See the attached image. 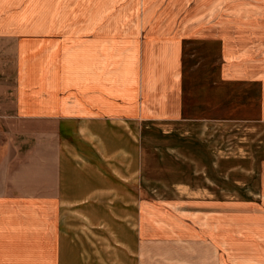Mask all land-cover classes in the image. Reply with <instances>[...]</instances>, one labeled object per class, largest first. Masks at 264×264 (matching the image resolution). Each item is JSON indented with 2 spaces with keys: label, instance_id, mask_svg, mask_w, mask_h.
Wrapping results in <instances>:
<instances>
[{
  "label": "crops",
  "instance_id": "obj_1",
  "mask_svg": "<svg viewBox=\"0 0 264 264\" xmlns=\"http://www.w3.org/2000/svg\"><path fill=\"white\" fill-rule=\"evenodd\" d=\"M166 3L66 24L63 0H0V264H226V202H249L225 196L204 138L264 124V71L230 45L264 44V13L196 36L218 59L193 82L185 22L152 13Z\"/></svg>",
  "mask_w": 264,
  "mask_h": 264
},
{
  "label": "rangeland",
  "instance_id": "obj_2",
  "mask_svg": "<svg viewBox=\"0 0 264 264\" xmlns=\"http://www.w3.org/2000/svg\"><path fill=\"white\" fill-rule=\"evenodd\" d=\"M241 1L249 2L250 0ZM252 1L260 2L261 0ZM63 2L65 19L69 21L66 24H70L74 20L89 18H128L133 20L140 19L142 15V0H63ZM146 2V7L161 2L178 5L177 10L173 11L174 14L167 11L152 13L154 16L162 14V18L177 17V20L185 22L183 27L186 34L194 39L193 43H187L184 47V56L186 55L184 67L188 78L193 82L198 77L197 74L201 77L207 75L208 68L215 65L212 62H215L218 55V46L212 43V40H201L196 36L212 35L216 30L222 29L224 24V29L231 39L233 19H240L243 20L242 23H246L245 20L251 17V21L255 22V19L262 17L264 13L263 11L249 12L245 10L241 12V15H245L242 17L238 10L231 8L233 0H146ZM111 4L114 5L105 10L106 6ZM121 4L128 5L129 10L127 12L118 10ZM242 27L248 29L246 26ZM203 41L205 42L202 44ZM234 44L247 50L243 59L247 57L245 62L250 64L249 70L264 71L263 43L230 42L231 46ZM191 68L195 69L191 70ZM209 131L211 133L210 128L207 132L209 133ZM218 135L219 138H216V134L213 133L215 138H212L207 134L204 142H207L209 146L217 145L220 155H223L219 157L222 170L218 172V175L219 179L224 178L225 196L234 195L249 202H226L223 226L225 227L226 241L230 242L225 245V256L228 259L226 264L234 261H240L241 264H260L252 257H243L246 261L238 258L235 247L244 251L246 255L255 252L264 257V232L257 233L255 229V227H259L264 230V124H244L243 122L238 124L228 121L224 123L223 129L218 128ZM197 146L195 143L194 147ZM213 174L215 172H209L210 179ZM242 215L245 216L242 218ZM248 216H252L250 218H253L258 226L250 227ZM210 222L211 220H209ZM205 223L207 224V221ZM232 257L234 259L231 261Z\"/></svg>",
  "mask_w": 264,
  "mask_h": 264
}]
</instances>
